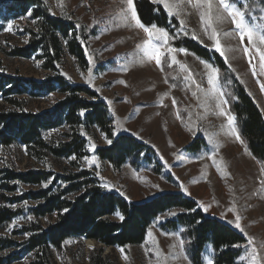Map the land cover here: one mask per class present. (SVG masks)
Here are the masks:
<instances>
[{"label": "trees", "instance_id": "obj_1", "mask_svg": "<svg viewBox=\"0 0 264 264\" xmlns=\"http://www.w3.org/2000/svg\"><path fill=\"white\" fill-rule=\"evenodd\" d=\"M241 1L252 5L255 0ZM134 6L144 25L154 24L169 33L173 48H183L219 69V83L237 130L251 156L260 165L264 163V118L224 60L195 41L177 39L178 24L161 6L149 0H134ZM12 19H26L23 31L27 43L12 48L8 56L33 58L40 62L46 75L37 82L0 73V264H18L23 255H30L28 264H57L54 255L64 256L66 242L73 239L90 240L107 248L139 246L157 219L172 211L180 213L158 227L164 232H182L191 264H203L207 246L213 251V264H236L245 238L227 224L204 215L195 201L181 194H161L143 203H130L106 192L90 171L81 169L80 161L89 154L80 131L96 129L111 143L97 148L94 154L114 170L128 164L137 172L151 169L161 173L151 147L129 135L115 136L107 106L97 93L83 86H71L60 75L59 67L66 58L79 71L87 69L84 47L92 31L78 20L72 21L64 10L60 9L57 17L52 16L40 0L0 3V32L3 24ZM167 81L177 86L172 78ZM57 94L59 99L50 110L33 112L27 108L28 99ZM60 130L66 131L63 139L47 137ZM201 146L202 141L197 138L186 151L197 153ZM17 150H24L27 162L39 168L17 169ZM50 159H72L71 169L61 174L48 171L45 166ZM45 183L47 187H43ZM20 216L32 217L22 229L28 237L23 249L17 241L22 232L12 230L13 222ZM234 244L240 247H232ZM88 261L114 264L103 255L102 248L93 250Z\"/></svg>", "mask_w": 264, "mask_h": 264}, {"label": "rangeland", "instance_id": "obj_2", "mask_svg": "<svg viewBox=\"0 0 264 264\" xmlns=\"http://www.w3.org/2000/svg\"><path fill=\"white\" fill-rule=\"evenodd\" d=\"M7 1L9 0H0V3ZM40 1L49 7L52 16L59 15L61 8L57 6V0ZM149 1L153 3V0ZM60 2L65 15L69 16L72 21L78 20L81 25L93 33L90 34L84 47V53L87 52L92 56L93 64L89 65V56L85 54L87 69L79 71L74 63L66 58L59 67L60 75L71 86H83L97 93L107 106L115 136L129 135L151 147L155 151L161 173L156 174L151 169H142L137 172L128 164L120 170H114L94 154L97 148L109 145L96 129L89 132L80 131V136L85 140L89 154L87 158L80 161L81 169L90 171L106 192L115 194L130 203H143L161 194H181L195 201L204 215L227 224L245 238L240 257H246L248 249L253 246L257 247L258 252L264 256V249L259 247L264 244V185L260 183L264 177L259 175L261 165L251 155L245 154L244 147L234 138H226L223 134L215 135L220 133V125L226 124V120L214 114V101H208L207 105L198 102V99L192 96V91L196 90V86L189 85L184 80L186 73H180L178 65L169 68L167 63H162L164 69L161 70L156 67L154 60L145 62L143 65L139 63L143 54L137 52L136 45L142 43L147 37L142 30L125 26L118 21L116 14L121 7L120 0H60ZM235 2L241 8L245 3L241 0H235ZM159 6L163 8V5ZM262 10H264V0H255L252 5L249 4L246 19L250 22L253 18L258 19L264 14ZM187 11L190 14L183 17L186 21V28L183 29L175 16H169L165 12L178 24L175 37L195 41L201 47L216 52L212 47V42L201 31L198 14L191 8ZM25 22L26 19H12L3 24L0 32V73L39 82L46 75L39 61L33 58L16 59L8 56L12 48L22 47L27 43V36L23 31ZM9 24L12 28L6 31ZM219 27L223 31H234L230 21H226ZM193 32L199 37L198 40L191 38ZM220 39L223 47L241 48L238 37L230 38L221 35ZM244 44L247 45V38ZM170 46L172 47L171 44ZM217 54L225 62V59L219 53ZM174 55L180 63L187 65L193 78L200 83L201 87L207 89L206 70L200 63L201 60L189 52L187 54L177 52ZM226 55L227 68L234 74L264 118V93H261L256 82L259 79L264 83V76L253 77L248 57L243 55L242 48L240 51L228 52ZM250 55L254 57L252 63L259 73V57L255 56L254 52H250ZM89 67L92 68L91 83L86 82L89 78ZM168 77L173 79L176 87L171 86L168 81L165 83ZM120 81L125 83H120ZM218 87L223 92L219 81ZM165 93L167 95H164ZM197 97L202 101L201 93L198 92ZM224 98L226 99L225 95ZM57 99H59L58 94L43 96L35 100L28 99L27 108L33 112L50 110ZM173 99L176 101L175 107L172 104ZM161 100L162 105L165 106H161ZM108 101L112 103L109 105ZM226 107L230 112L228 104ZM177 113L182 119L176 118ZM65 133V130H60L47 134V137L63 139ZM209 135H213L222 145L218 154L213 157L220 163L221 172L217 171L216 166L209 159L215 151L209 144ZM197 138L202 141L200 151L187 152V146ZM90 142L94 145L91 150ZM14 155L17 169L23 171L27 167L39 168L35 163L30 165L27 162L24 150H17ZM92 157H95V162L91 165L87 164L86 159ZM71 160L50 159L45 168L61 174L71 169L69 165ZM165 161L168 168L165 167ZM222 172H226L227 175L222 176ZM181 184L187 193L181 190ZM103 185H108V187ZM35 190L36 188H33V191ZM201 204L205 208L200 207ZM233 205H235L236 213L241 217V226L245 233L253 238V245H248L245 233L235 228L234 224L228 223V221L235 220L233 214L228 212V208ZM169 213H175V215H169ZM169 213L161 215L148 229L152 231L160 251L165 256L168 255L172 245H177V247L171 248V251L174 254L178 252L177 238L184 241V247L186 240L181 231L164 232L159 229V224L173 219L180 211ZM29 221L25 216L18 217L12 224V230L22 232L23 227H26ZM45 222L41 221L42 224ZM27 238L23 232L17 236L18 243L22 245L20 249L25 247L23 244ZM88 241L90 240L67 241L64 256L60 258L54 255L56 263L89 264V254L95 249L102 248L103 255L108 256L114 264H155L156 258L149 251V248L155 247L151 241L147 245L144 242L143 246L123 248L124 255L128 257L127 260L123 259L122 253L118 251L121 248L102 247L92 241V244H89ZM184 255L187 257L185 251ZM212 256L213 251L210 246H207L203 254V264H208L209 260L212 261ZM240 257L236 264H248L247 259L242 261ZM30 261V255H23L18 264H28ZM169 264L191 263L187 257L186 260H172Z\"/></svg>", "mask_w": 264, "mask_h": 264}, {"label": "snow or ice", "instance_id": "obj_3", "mask_svg": "<svg viewBox=\"0 0 264 264\" xmlns=\"http://www.w3.org/2000/svg\"><path fill=\"white\" fill-rule=\"evenodd\" d=\"M153 3L163 5L165 12H167L169 16H175L179 20L181 29L186 28V21L183 17L190 14L187 9L191 8L195 10L199 16V23L202 33L212 42V47L225 59L226 64L228 63L226 53L240 51L242 48L243 55L248 57L249 68L253 77H257V75L264 76V14L260 15L258 19L253 18V20L250 22L248 19H246L249 12V4L247 2L244 3L243 8L238 7L235 0H153ZM120 4V10L116 14L118 21L125 26L142 30V32L147 37L142 41V43H138L136 45L137 52L143 54L142 58L139 60V63L143 65L145 62H151L154 60L156 67L160 68L161 70H163L162 63H167L169 68L173 67V65H178L180 73H186L184 80L189 85L196 86V90L192 91V96L197 98L198 102H202L205 105H207L208 101L210 100L214 101V114L225 118L226 124L222 123L220 125V133L215 135L223 134L226 138H234L236 142H239L244 147L245 154L251 155L248 152L247 146L235 126V117L227 110L226 106L228 101L224 98V93L219 90V69L201 60L200 63L203 64L204 69L206 70L205 75L207 77L208 88L205 89L201 87L200 83H198L197 80L193 78V74L188 69L187 65L180 63L174 55V53L177 52L187 54L186 50L183 48L176 49L171 47L169 43V33L165 29L159 28L154 24L151 26L144 25L137 15L134 6V0H120ZM57 6L63 11V5L60 0H57ZM226 21H230L234 31H223L219 27ZM11 28L12 25L9 24L6 31L11 30ZM221 35L230 38L238 37L241 48L234 49L231 47H223L220 39ZM98 38L99 37H97V39ZM191 38L194 40L199 39L195 32L192 33ZM245 38H247V45L244 44ZM77 39H79V37H77ZM200 42L203 43V41ZM250 52H254L255 56L259 57V73H257V69L252 63L254 57L250 55ZM165 53H167V56H165ZM85 54L89 56V65H92V56L87 52ZM126 70L127 69H125V71ZM88 72L89 78L86 82L91 83V67H89ZM237 78L239 79V77ZM256 82L260 87L261 93H264V83H262L259 79H257ZM120 83L125 82L120 81ZM165 83H167V80H165ZM198 92L202 94V101L199 97H197ZM164 95H167V93ZM108 103L110 105L112 102L108 101ZM172 104L173 107H175V99H173ZM161 106H165L162 105V100ZM80 114L83 115L84 113L81 112ZM176 118L182 119L179 113L176 114ZM189 131H191V128H189ZM81 134L83 135L84 133L82 132ZM208 141L209 144H211L215 149V151H213L209 156V159L212 160V163L216 166L217 171L221 172L220 163H218L213 157L218 154V151L222 145L218 140L215 139L213 135L208 136ZM107 142L111 143L110 140ZM145 143H147V141H145ZM91 148H94V145H91L90 142V150ZM73 159H75V157H73ZM161 159L163 160L162 156ZM85 162L91 165L95 162V157L86 159ZM165 167H169L166 161ZM225 175H227V173L222 172V176ZM259 175L260 177H264V163H262L260 166ZM260 183L261 185H264V179H261ZM47 186V183L43 185V187ZM103 186L108 187V185ZM180 188L182 191L187 193V190L182 184L180 185ZM121 194L123 195V193ZM200 207L205 208V206L202 204ZM228 212L232 213L235 217L234 221H228V223L234 224L235 228H237L240 232L245 233L244 228L241 226V217L236 213L235 205L229 207ZM116 215L121 220H123V216H121L119 212H117ZM169 215H175V213H169ZM28 219L31 220L32 217H28ZM245 236L248 241V245H253V238L247 236V233H245ZM177 239L179 241L178 252L174 254L171 251V248L177 247V245H172L170 246L168 255L165 256L164 253L160 251L152 231H148L145 245L151 241L155 246L154 248H149V251L152 252L156 258L155 264H169V262L172 260L187 259V257L184 255V241L179 240V238ZM232 247H240V245L234 244ZM259 247L264 249V244L259 245ZM118 251L122 253L123 259H128L127 255H124V249L121 248L118 249ZM245 259H247L248 264H264V256L258 252V249L255 246L248 249L246 257H240V260L242 261ZM208 264H213V262L209 260Z\"/></svg>", "mask_w": 264, "mask_h": 264}, {"label": "bare ground", "instance_id": "obj_4", "mask_svg": "<svg viewBox=\"0 0 264 264\" xmlns=\"http://www.w3.org/2000/svg\"><path fill=\"white\" fill-rule=\"evenodd\" d=\"M89 244H92L91 241H88Z\"/></svg>", "mask_w": 264, "mask_h": 264}]
</instances>
